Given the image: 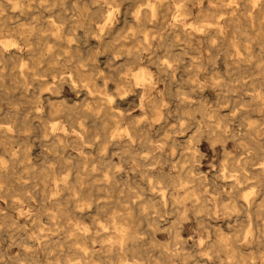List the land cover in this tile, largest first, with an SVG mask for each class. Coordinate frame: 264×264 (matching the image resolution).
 Instances as JSON below:
<instances>
[{"label": "rangeland", "instance_id": "374dc122", "mask_svg": "<svg viewBox=\"0 0 264 264\" xmlns=\"http://www.w3.org/2000/svg\"><path fill=\"white\" fill-rule=\"evenodd\" d=\"M22 1L23 11L12 6L6 7L7 12L12 17L10 22H12L13 27L22 24L20 21L23 23H30L36 17H38L39 20L41 19L40 21L56 20L57 23H55V26L60 29L59 32L62 37L58 39L55 38L51 32H47L48 47L41 49L36 43L27 46L21 39L19 33L12 32L3 35V40L10 42V46L8 49H5V52L19 51L20 56H11L6 59V62H0V71L2 73L6 72L12 68V63H14L15 65H13V68H15L16 72L18 71L19 74L21 72V64H23L28 70H39V74H41L40 79L46 82V86L41 93H39L38 84L34 82L29 83L27 87L22 86L16 89L12 86L13 83H8L7 90L13 96L7 99L0 94V113H6L9 117L12 116L9 122L16 130V137H18L17 124L21 125V120L23 121V119L27 122V127L30 132L38 137L29 138L25 134H21L20 136L23 141L21 143L14 142L11 145V154L16 153L15 157L21 160L20 149L22 145H25L29 149L30 163L33 164L34 168L39 169L42 165L48 168L49 173L52 175V180H50L46 188L51 198H58L60 192L62 194L64 191L56 188L54 180L70 177L73 169H61V160L55 157L56 155L58 156V153L54 154L42 138L43 132L40 124V122L43 123L46 120L48 125L51 122H56L58 128L56 132L64 136L67 150L69 151V158L73 156L84 158L88 165L91 161H95L96 166L94 167L98 168L96 171L97 174H103L109 171L112 175V179L116 180L118 184L127 182L129 186L135 188L134 194L129 196L124 203H119L120 200H118L116 204L97 205L98 203L104 202L106 197L102 194L95 195L92 198L91 205H83L84 212H87V214L81 217V213H74V205L66 203L54 204L49 201H46L44 204L34 193H32V198L23 196V188L19 185L21 182L25 184L31 183V178L24 174V171H22L18 164L13 163L9 154L0 153L6 165L10 166V170L17 173L18 178L24 176L23 179H17L16 176L3 183L9 190H16L12 198L9 194H0V222L2 224L7 223L8 229L14 232L21 231L22 236L24 234L22 230L28 232L26 240L23 239L24 237L21 238L19 236L23 242V249L36 251L39 264H96L90 259L89 252L86 254L85 259L84 257L71 256L64 261L60 256L61 254L58 253V250L53 247L54 243L63 240V235L57 233V227L52 225V220L46 219L47 215H55L59 220H62V218L67 215L74 216L75 214L73 220L77 223V229L81 231L88 230V232L83 236L68 234V239L66 241H68L73 248H78L76 244L84 241L88 244L90 249L98 252L102 251L103 242L106 241L111 249V255L115 256L114 248H118L119 250L122 248V245H120V237L113 234L103 235L104 232H114V227L109 218L110 212L115 211L118 215H125L128 211H131L133 212L132 220L124 219L122 222L126 225L125 227L127 230L136 233L139 242L145 245L146 248L145 251L140 250V252L134 253L133 255L129 252H125L130 262H134V259H139L140 264H155L156 261L162 260H164L163 264H180V259L178 257L172 259L164 257L163 259V255H161L164 246L172 243L170 227L171 222L175 220L178 222L177 227L180 228L179 242L182 244L173 248L176 249L181 247L183 248V252L191 254V257H188L186 260L188 264H234V259L227 255L228 249L223 246L224 244L238 246L244 255L246 264H264L260 257V255L264 254L263 251L260 252L261 249H264V245L260 244L255 236H245L243 233L238 237L235 235L236 226H238L239 229L247 230L249 222L252 223L251 227L254 231L259 227L264 233V206L257 205L263 199L264 193V156L261 155V151L243 152L235 139H227L226 136L224 137L226 140L224 146L221 142L212 146L211 142L208 140L206 132L208 130V125L205 122L209 118L213 119V116L219 113L225 119L230 120L228 128H226L229 133L234 132L249 136L248 133L251 132L259 136L264 146V136L262 135L264 130V95L259 96L258 92L250 91L247 86H243L240 87L236 93H233L229 99H224V94L213 80V77L217 75H222L226 78L234 77V68L237 67L236 61L238 59L235 49L236 45L246 53H254L257 48L253 43L246 42L243 38L236 40V43L230 42V40L235 38V33L232 23L228 22L227 19L231 16L241 17L242 11L244 10L242 3H247V1L235 0L241 3V6L234 11L233 7L235 6V2L230 0H181L182 2L180 3L182 6H180V3L176 4V0H163L165 3L168 2L171 4V9L167 12L166 17L162 19L160 15H156L153 19L154 21L148 22L145 26L151 35L150 50L140 48L142 41L136 40V36H142L140 28L135 27V33H133L131 26L136 23V10L140 9V7L145 8L149 1L151 2L154 0H115L116 2L112 0H76L79 3L78 11L83 9L82 5L85 3L91 8L100 6L104 12H100L102 17L98 20L92 16L93 10H91L89 17L92 21V33L86 37L82 29L74 30L70 33V37L73 38L72 41H68L66 37L67 32H64L67 28L66 23L58 22L57 16H52L51 13L47 9L42 8L36 0ZM50 1L64 14L73 16L71 19L77 18V11L74 9L71 0H67L68 3L65 6L61 5L59 0ZM13 2L14 0H11V3ZM188 8L190 10H188ZM108 10L111 12L113 11L110 19L111 21L109 20L111 23L113 22V24L108 21L105 24L106 28H103V23H105L103 22V18L106 15L105 12ZM221 13L223 14L220 16ZM217 18H220V25H223L225 28L224 35L228 43L226 47H217V43L210 45L207 38L209 32L213 30V26H207L206 22L216 21ZM203 20L205 22H203ZM115 21L116 23H114ZM242 22L245 23L244 18ZM114 27L122 29L121 35L114 43L116 46H120L119 49H110L108 47L109 42L106 43L104 41V37H107V34L104 32ZM102 29L103 32H101ZM163 33L167 36L169 35L168 40L165 41V46L162 45ZM179 38H184L185 40H179ZM30 47L35 48L36 51L41 49V52L46 57L60 49L72 55V63L71 61L67 63L64 57L60 55L58 59L65 61L67 66H49L46 61L42 62L40 65H36V59L28 56L27 51ZM121 51L124 53H120ZM132 51L141 52V56L135 61L133 60ZM76 52L82 57V63L85 64V66L82 67L84 70H89L91 68L96 70L93 83L98 84V90L107 92L111 95L112 99L114 98L111 102L113 108L108 106L109 104L107 103L104 104L103 107H109L111 108L109 109L110 112L119 114L125 118V120H121L118 125L122 130L130 127L134 131L132 137H129L126 132H121L123 134L117 136V140L121 142L127 141L132 145L138 146V143L141 141L138 136L139 133H141V130L147 129L149 137L151 136V141L158 147L153 153L154 158L152 157L153 155L147 156L145 160L148 163L145 166L140 167L136 160L129 156L124 155V157L121 158V156L116 154L120 153L119 151L113 154V166L108 171L103 165L99 164L101 161L100 154L104 157L109 156L110 152L107 150L101 153L98 150V142L107 139V141L111 143L115 137L113 138V129L109 124L105 130V137L103 135L99 137H89V133L94 131L98 121H90L84 113L88 112L90 109L89 103L93 100L95 101L99 94L90 93L88 89L77 81L75 64H73V62L76 61L74 55ZM126 52L128 53L126 54ZM154 53H156L157 61L152 60L155 56ZM142 57L145 58L143 59ZM167 58L171 59L174 65L178 67V70H175L171 75L174 77V85L183 83L186 85L187 83L196 85L191 92L189 101L196 104L198 99L205 101L203 109L207 116L205 119L202 118L199 112L195 113V118L197 120L185 118L178 114L183 107L182 97L177 95L175 89H173V85L169 84V81H167V74L160 71L157 66V62L161 64ZM247 60H249V66L246 73V80H249L248 76L253 71L249 70V68L253 69V63L249 58H247ZM197 63H199L200 66L197 68V71H194ZM143 65L148 72L146 79L135 80L134 73ZM53 67L59 69L58 72H52L50 68ZM129 68L132 70L130 71L131 73L129 71L127 73L126 71L129 70ZM188 77L191 79L187 81ZM104 78H108V80H104ZM122 79L129 80L130 83L123 85V89L121 88V90L118 91L116 82ZM60 83L62 86L58 93L55 91V88L57 84ZM259 88L264 90V80L260 82ZM153 99L161 101L158 108L162 116L161 114L156 116V112L151 105V100ZM243 99H251V104L259 102L261 106L257 109H250V107L244 108L242 106ZM50 104L57 105V107L62 109V112L52 117L49 116ZM243 114L244 116L251 115L253 117H258L260 119V124L255 129L248 128L247 125L242 124L241 119ZM156 118L158 119L155 120ZM82 124L85 127L84 129H86L85 131L81 129ZM195 124L203 129L198 142L192 139V134L195 131ZM0 126H2V124H0ZM77 140H82L79 147L75 145ZM110 148L115 147L110 146ZM72 152L75 154L70 155ZM251 154L253 159L248 161V166L253 172L258 173L261 171L262 178L260 183L253 180H246L242 177L241 172L236 171V167L241 161L245 160ZM61 156L63 155L61 154L60 157ZM129 162L132 163L130 164ZM182 164L189 168L186 175L181 171ZM224 164L228 166L226 176H222ZM145 170H149L154 177L160 179L161 186L166 188V192L171 190L176 197L177 203H172L169 198L165 202H161L160 193L151 190L148 179L142 176L141 171L143 172ZM168 176H172L176 180V185L172 188L167 187L165 184ZM186 177L192 179V182L189 183L188 186L201 196L200 199L203 198L204 200V203L200 202L199 204L207 205V207H203L204 213L202 214V218L195 212L198 206H195V203L187 198L185 188L182 185ZM138 185L139 187H137ZM252 190L253 193L250 198L258 200L257 203L248 201L243 197L244 193ZM56 191H58L59 194H55ZM189 193H192L191 190H189ZM120 195L122 197L126 194ZM148 197H157L156 200L160 203V205H158L159 209H162L161 214L154 215L151 214L153 211L152 208H146V212L148 213L147 219L156 217L157 221H160L157 229L146 227L144 213L139 212L141 205L137 204L138 200H143ZM234 200L240 208L236 213L224 208V205L229 206ZM173 205H178L181 211H185V216L178 215L175 209H173ZM38 206L41 207L39 208ZM98 208L106 210L107 212L100 214ZM189 208L192 210L189 211ZM9 209L11 212H9ZM43 214L46 216H43ZM34 216H40L42 218V227L35 224L36 221L33 218ZM100 222H103L102 226ZM103 226H105V228ZM29 232L32 234L30 235ZM261 237L264 239V234H262ZM0 240L2 244L8 246L5 235L0 234ZM43 243H46L51 250L45 251L43 249ZM221 245L223 247H221ZM8 248L9 257L6 264H17L15 260L17 256L22 253V248L17 245L9 246ZM169 251L172 253L171 249H169ZM229 258L232 260H228ZM98 264L102 263L99 262Z\"/></svg>", "mask_w": 264, "mask_h": 264}, {"label": "bare ground", "instance_id": "6f19581e", "mask_svg": "<svg viewBox=\"0 0 264 264\" xmlns=\"http://www.w3.org/2000/svg\"><path fill=\"white\" fill-rule=\"evenodd\" d=\"M36 1L38 2V4L42 8L47 9L51 13L52 16H54V15L57 16L58 22L67 24V28L64 30V32H67L66 37H67L68 41L73 40V38L70 37V33H72L74 30L82 29V31L86 37H88L92 33V31H93V29L91 28V22L92 21H91V18L89 17L91 10H93L92 16L98 20H100V18L102 17L100 12H104L100 8V6H95L94 8H91L88 4H85V3L82 5L83 9L78 11L79 3L76 0H71V3L73 4L74 9L77 11V13H76L77 18L71 19L73 16L64 14L60 9L56 8L55 4L52 3L50 0H36ZM112 1L116 2L115 0H112ZM230 1L235 2V6L233 7L234 11H236L238 9V7L241 6V3L236 2L235 0H230ZM246 1H247V3H242L243 9H244L242 11V16H241L242 18L231 16L230 18L227 19L228 22L232 23L234 33H235V38L230 40V42L236 43L235 42L236 40H238L239 38H243L246 42L253 43L257 48L254 51V53H250V52L246 53V52H243L236 45L235 49H236V53L238 55V59L236 61L237 67L234 68V72H235L234 77L233 78H231V77L226 78L222 75H217V76L213 77V80L215 81L216 86L218 88H220L221 92L224 94L223 95L224 99H229V97L233 93H236L238 91V89L240 87H243V86H247L250 89V91L258 92L259 96L264 95V93H263L264 90H262V88H259L260 82L262 80H264V77H263V75H264V0H246ZM27 2H29V1H27ZM180 2H182V1L181 0L175 1L176 4H179ZM59 3L63 6H65L68 3V1L67 0H59ZM22 4H23L22 0H14L13 3H11V0L0 1V62H3V61L6 62V59L10 58L11 56H16V57L20 56L19 51H12L9 53L5 52V49H8V47L10 46L9 41L3 40L4 39L3 35H5V34H9L12 32L19 33V35L21 36V39L26 43L27 46H29L32 43H36L37 46L40 47L41 49L48 47V45H47V43H48L47 32H49V33L51 32L55 36V38L59 39L62 37L61 33L59 32L60 29L55 26V23H57L56 20L40 21L41 19L39 20V18L36 17L30 23H25V22L23 23L22 21H20L22 24L18 23L19 25L17 27H13L12 22H10V19L12 17L7 12L6 7L12 6L14 8H18V9H21V11H23V5ZM170 5H171L170 3H168V2L165 3L163 0H154L151 2L149 1V3L146 4L145 8L140 7V9L136 10V12H135L136 23H134L131 26V30L133 33H135L134 32L135 27L140 28V32L142 33V36H140V35L136 36V40L142 41V45L140 46V48L150 50V48H151L150 47V43H151L150 36L151 35L145 26L148 22L154 21L153 19L156 15H160L162 17V19H164L166 17L167 12L171 9ZM180 6H182L181 3H180ZM176 9H177V7H176ZM188 10H190V9L188 8ZM112 12L109 10L105 12L106 15L103 18L104 19L103 22H105V23L102 22L103 28H106L105 24L111 19ZM21 14H22V12H21ZM222 14L223 13H221L220 16ZM31 16H32V14H31ZM174 17H175V15H174ZM243 18L245 19V23L242 22ZM203 22H205V21L203 20ZM114 23H116V21ZM206 23H207V26L209 25V27L213 26V30L209 32L208 37H207L208 41L210 42V45L217 43L218 44L217 47L218 46L226 47L228 45V43H227L225 35H224L225 34V28L223 25H220V18H217L216 21H207ZM111 24H113V22ZM121 30H122L121 28L114 27V28H109L107 31L104 32L105 34H107V37H104V41L106 43L109 42L108 47L110 49L111 48L112 49H119L120 48V46H116V44H114V43H115L116 39L121 35V32H122ZM95 32H97V31H95ZM101 32H103V29ZM168 36L166 34H164L163 40H162L163 46H165V44H166L165 41L168 40ZM123 40H125V39H123ZM179 40L184 41L185 39L179 38ZM148 42H149V44H148ZM11 49H12V47H11ZM41 49L36 51L35 48L30 47L27 51L28 56H30L33 59H36L35 60L36 65H40V64H42V62L46 61L49 66L50 65L51 66H53V65L67 66V63H69L71 61L72 55L70 53H66V52L58 49V50H56L55 53H52L46 57L41 52ZM199 49H200V47H199ZM136 50H139V49H136ZM201 51H202V49H201ZM202 52L204 53V51H202ZM21 53H23V52H21ZM120 53H124V52L121 51ZM127 53L128 52H126V54ZM132 53H133V60L134 61L137 60L141 56L140 51H132ZM154 54H155V56L153 57L152 60L157 61L156 60V57H157L156 53H154ZM60 55L64 57V59L67 62L66 64H65V61H61L58 59V57ZM74 55H75L76 61L73 62V64H75V71L77 73V81L80 82L83 87L88 89V91L90 93H92V94L98 93L99 94V96H97V99L95 101L93 100L92 102L89 103L90 109L88 110V112L84 113L85 116L90 119V121H92V122L98 121V123L96 124V127L94 128V131L89 133V137H99L102 135L105 137L106 136L105 130H106L108 124L112 126L111 128L113 129V131H112L113 138L115 137L113 139V141H111V143H109L107 141V139L106 140L103 139V141L98 142V150L101 153H103L107 150L110 152L109 156L103 157L102 154H100V160L101 161L99 164L103 165L105 167V169L108 171L113 166V161H112L113 160L112 159L113 154H115L116 152L119 151L120 153H116V154L121 156V158H123L124 155H126V156H129L130 158H133L134 160H136V162L139 164L140 167L145 166L148 163L145 160L147 158V156L153 155L152 157L154 158L153 153L158 148L151 141V138H150L151 136L149 137L147 129L141 130V133H139L138 136L141 139V141L138 143V146L132 145V144L128 143L127 141L121 142V141L117 140L116 137L120 136V134H123L121 132H126L129 135V137H132L134 135V131L130 127L122 130L118 126L120 121L125 120V118L119 114L110 112L109 109H111V108H109V107L104 108L103 107V105L107 103V104H109L108 106L113 108V106L111 105V102L113 101L114 98L112 99L111 95H109L107 92H102V91L98 90V84L93 83L94 73H96V70L94 68H91L89 70H84L82 67L85 66V64L82 63V57L80 56V54L78 52H76ZM150 55H151V53H150ZM152 55H153V53H152ZM247 58L252 60L251 62L253 63V69L249 68V70H253L250 73V75L248 76L249 80H246V78H247L246 73H247V69L249 66V60H247ZM12 62H14V61H12ZM71 63H72V61H71ZM13 65H15V64L12 63V68H10L9 70H7L4 73H2L0 71V94L4 98L8 99L11 96H13L7 90L8 83H13L12 86L14 87V89H16V88H20L22 86L27 87L29 83L35 82L39 86V93L42 92V90L46 86V82L44 80L40 79L41 74H39V70L38 71L37 70L31 71L30 69L28 70L27 67L25 68V66L23 64H21V72L22 73L20 72L18 74V71L16 72L15 68H13ZM49 66H48V68H49ZM157 66L159 67L160 71L167 74V81H169V84L173 85V89H175L177 95H180L182 97V103H183L182 106L183 107L180 110V113H178V114H180L181 116H183L185 118H192L193 120H197L195 118V113L199 112V113H201L202 118L205 119L207 117L203 111L205 101L202 99H198L197 104L191 103L189 101V99L191 98V92L196 87V85H193V84L190 85L189 83H187V85L184 83L174 85L173 84L174 83L173 82L174 77L171 75L173 74V72L175 70H178V67H176L174 65V63L171 61V59H169V58H167L161 64H159L157 62ZM199 66H200V64L197 63L196 69H194V71H197V68ZM0 68H1V66H0ZM50 70L52 72L53 71L58 72L59 69H56L55 67H53V68H50ZM126 71L128 73V71L130 72L132 70H131V68H129V70H126ZM147 75H148L147 69L143 65V66H140V68L134 73V78H135V80H142V79L145 80ZM189 79H191V78L188 77L187 81ZM104 80H108V78H104ZM127 83H130V82H129V80H125V79H122L119 82H116L118 91H120L122 86L127 84ZM61 86H62L61 83L57 84L55 91L59 93V89ZM67 86H68V84H67ZM137 86H139V85H137ZM120 98H122V97H120ZM236 98H237V96H236ZM251 98H253V97H251ZM160 103H161V101L158 99L151 100V105H152L154 111L156 112V116H159L161 114L159 111V108H158V105ZM242 106L244 108L250 107V109H253V108L257 109L261 106V104L259 102H255V103L251 104V99L250 100L243 99ZM7 109H8V107H7ZM61 112H62V109L57 107V105L50 104V110L48 112L49 116L52 117L54 115L60 114ZM36 113H38V112H36ZM161 116H162V114H161ZM11 117L7 116L6 113H0V124H2V126H0V153L9 154L11 156L10 158L13 161V163L18 164L19 167L22 169V171H24V174L31 178V180H32L31 183L25 184V183L21 182L19 185L21 188H23V196H25L26 198H30V197L32 198V193H34L37 195L38 199L44 204L46 203V201H49V202L54 203V204L66 203V204L74 205V210H75L74 213L75 212L81 213V217H82V216H85L87 214V212H84L83 205H91L92 198L97 194L98 195L102 194L106 197V200L104 202L98 203L97 205L116 204L118 200H120L119 203H124L129 198V196L134 194V190H135L134 187L129 186L127 182H125V183L123 182L121 184H118V182L116 180L112 179V175L109 171L105 172L103 174H97L96 171L98 170V168L94 167V166H96L95 161H91V163L88 165L86 159H84V158H80V157H76V156L69 158L68 157L69 151L67 150L66 140L64 139L63 135L56 132V130L58 129L57 123L51 122L48 125V122H46L47 121L46 120L43 123L40 122V124L42 126L41 127L42 132H43L42 138H43L44 142L50 147V149L53 151L54 154L58 153V156L56 155L55 157L61 160V162H60L61 169L62 168H65L66 170L71 169V168L73 169L70 177L63 178L61 180H57L55 178L56 180H54V182L56 184V188L62 189L64 192L62 194L60 192V194H59V192L56 191L55 194H59L58 198H54V199L51 198L49 196L48 190L46 188L47 184L50 182V180H52V175L49 173L48 168L45 165H42L39 169H35L33 164L30 163L29 149L25 145L24 146L22 145V147L20 149L21 160L17 159L15 157L16 153L11 154V151H12L11 145L14 142L21 143L23 141V139L20 136L21 134H25L29 138L30 137H37L36 135H34L33 133L30 132V130L27 127L28 124L24 119H23V121L21 120V125L17 124L18 137H16V135H15L16 130L14 129V127L9 122V119H11ZM157 119L158 118H156L155 120H157ZM241 121H242L243 125L244 124L247 125L248 128H250V129H255L260 124V119L258 117H253L251 115H245L244 116V114H243ZM205 122L208 125V130L207 131L205 130V131L207 132L208 140L211 142L212 146L217 144L218 142H221L224 146L225 142H226L224 137L226 136L227 139L228 138L235 139L237 144L239 145V147L243 150V152H245V151L260 152L261 151L260 152L261 155L264 156V146H263L262 140L259 138V136L254 135L251 132L248 133L249 136H246L244 134L234 133V132L229 133L228 130H226V128H228L230 120L225 119L224 117H222L221 114L217 113L213 116V119L209 118ZM182 125H183V123H182ZM81 126H82L81 127L82 131H85L86 129H84L85 127L83 126V124ZM239 127H240V125H239ZM202 132H203V129L201 127H199V125H196L195 131L192 134V139H194L198 142L200 137H201ZM262 135L264 136V130H263ZM81 141L82 140H77V142H75L76 147H79L81 145ZM110 146L115 147V148H110ZM76 149H79V148H76ZM171 152H172V150H171ZM61 154L63 156L60 157ZM74 154L75 153H73V152L70 153V155H74ZM252 159H253V157L251 154L245 160L241 161V163L236 167V171L241 172V175L244 179L253 180V181H256L257 183H260L261 178H262V174L260 173L261 171H259L258 173L253 172L248 166V161L252 160ZM263 165H264V163H263ZM50 167H51V165H50ZM90 167H92V168H90ZM130 168H132V167H130ZM146 168H148V167H146ZM10 169H11L10 166L6 165L4 158H2L0 156V194L6 193V194H9V196L12 198L13 193L16 190L15 189L9 190L3 184L6 180H8L10 178H14L17 176V173L13 172ZM162 170H164V169H162ZM158 171H160V170H158ZM181 171L184 172V174L186 175L187 171H189V168L182 164L181 165ZM226 171H228V166H225V164H224L222 176L227 175ZM141 174H142V176H144L145 178L148 179L151 190H154V191L160 193L161 202H165L169 198V199H171L172 203H177L176 197L173 195L171 190L169 192H166V188L161 186V182H160L159 178L154 177L153 174L149 170H145L143 172L141 171ZM192 175H193V173H192ZM23 177L18 178V176H17L16 178L17 179H23ZM191 182H192V179L186 177V178H184L182 185L185 188L187 198L192 200V202L195 203V206H198V208L195 210L196 214L200 218H202V214L204 213L203 207H207V205L206 204H199L200 202L204 203V200H203V198L200 199L201 196H199L197 192H194L191 189V187L188 186V184ZM165 184L167 185V187L172 188L176 185V180L172 176H168L166 178ZM137 187H139V185ZM49 188H50V186H49ZM189 190H191V192H192L191 194L189 193ZM252 193H253V190L246 192L243 194V197L246 198V200H248V201H252L253 203H257L258 200L254 199V198L253 199L250 198ZM120 194H126V195H123L121 197ZM156 198L157 197H148V198L143 199V200H138V202H137L138 205H141L140 206L141 209L139 208V212L144 213V218H146V227L148 226V227L153 228V229L158 228V224L160 221L158 222L156 217H154L152 219H147L148 213L146 212V208L149 207V208L153 209L151 214H154V215L155 214H157V215L161 214L162 209L161 210L159 209L158 205H160V203L157 202ZM257 205L264 206V193H263V199ZM38 207L40 208L41 206H38ZM57 207H59V206H57ZM224 208L230 210L233 213H236L240 210V208L236 204L235 200L229 206L224 205ZM173 209H175V211L178 215H182V216L184 215L185 216V211H181L179 209L178 205H173ZM18 210H20V209H18ZM98 210H100V214L107 212L106 210H102L101 208H98ZM191 210L189 208V211H191ZM9 212H11V210ZM61 212H63V211H61ZM20 216H22V215H20ZM43 216H46V215L43 214ZM257 216H258V214H257ZM74 217H75V214H74V216L73 215H67V216L63 217L62 220H59L58 217H56L55 215H47V218H46V219L52 220V222H53L52 225L56 226L58 229L57 233L59 235H63V240H60V241L54 243L53 247H55L58 250V253L61 254L60 256L64 259V261H66V259L68 257H71V256L84 257V259H85L86 254L89 252L90 253V259L96 264H98L99 262L102 264H140L139 259H134V262H130V260H128V255H126V253H125V252H129V253H131V255H133L134 253L140 252V250L145 251V248H146L145 245H143L142 243L139 242L136 233L134 231L127 230L125 227L126 225L124 224V222H122V220H124V219L132 220L133 212L128 211L125 215H118L115 211L110 212L109 218H110L111 224L114 227V232H108V233L104 232L103 235L105 236V235H112L113 234V235H117L120 237V239H121L120 245H122V248H121L122 251L119 250L118 248H114L115 256L111 255V253H110L111 249H110L109 245L106 243V241L103 242L102 251H99V252L90 249L88 244L84 241L76 244V245H78L77 246L78 248H73L71 246V244L68 241H66L68 239L67 235L68 234H71V235L77 234V235L83 236L85 233L88 232V230L81 231V230L77 229V223L74 222V220H73ZM33 218L36 221L35 224L38 225L39 227H42L41 226L42 218L40 216H34ZM100 223L102 226L103 222H100ZM177 223L178 222H176L175 220L171 222L170 234H171L172 243L168 244V245L166 244V246H164V249L161 251V255H163L162 256L163 259H164V257H167L168 259L178 257L180 259V264H188V262L186 260L188 257H191V254H187V253L183 252V248H181V247L176 248V249L173 248L177 245L182 244L181 242H179L180 228L177 227ZM17 224H18V222H17ZM251 224H252L251 222L248 223L247 230L239 229V227L236 226L235 227V235L238 237L241 233H243L245 236H255L258 239V241L260 242V244L264 245V239H262V237H261V235L264 234L263 231L259 227L257 228L256 231H254L251 227ZM26 226H27V224H26ZM43 226H45V225H43ZM103 227L105 228V226H103ZM30 228H32V227H30ZM62 229H64V230H62ZM35 230H36V228H35ZM22 231L24 233L23 236H22L21 231L14 232V231L8 229L7 223L2 224L0 222V234L5 235L6 240H7L6 242H8V246H6V245L2 244V241L0 240V264H6L7 263L8 257H9V254H8L9 248L8 247L13 246V245H17V246L22 248V253L20 251L21 254L19 256H17V258L15 260L17 264H39V260L36 257V254H37L36 251H34V250L29 251L27 249H23V242L21 241V238L24 237L23 239L26 240V236L28 235V232L25 230H22ZM31 234L32 233H30V235ZM19 236L21 238H19ZM28 245H30V244H28ZM38 245H39V243H38ZM215 246H216V244H215ZM223 246H225L226 249H228L227 255L230 258L234 259V264H246V260L244 258V255L242 254V252L240 251V248L238 246L230 245V244H226V245L224 244ZM223 246L221 245V247H223ZM43 249L45 251L51 250V248H49L46 245V243H43ZM169 249H171L172 253L169 251ZM262 251L264 252V249L260 250V252H262ZM260 257H261L262 263H264V254L260 255ZM230 258L228 260L231 261L232 259H230ZM163 262H164V260L156 261L155 264H163Z\"/></svg>", "mask_w": 264, "mask_h": 264}]
</instances>
